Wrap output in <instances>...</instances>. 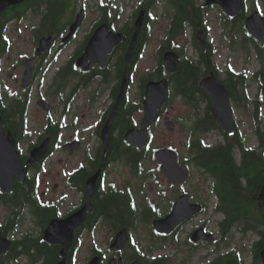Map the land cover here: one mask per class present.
<instances>
[{
	"label": "flooded vegetation",
	"instance_id": "flooded-vegetation-1",
	"mask_svg": "<svg viewBox=\"0 0 264 264\" xmlns=\"http://www.w3.org/2000/svg\"><path fill=\"white\" fill-rule=\"evenodd\" d=\"M156 2L140 1L128 18H124L127 4L121 0H25L0 11V59L9 57L14 48L21 49L19 44L22 42L30 40L32 44L30 53L21 55L19 65L15 66L16 70H21L16 80L21 85L26 71L25 63L27 60L33 61V83L24 90L25 105H21L26 118L29 117L34 88L42 90L46 78H51L44 88V96L35 99L37 104L44 100L49 105V112L45 113L44 132L37 139L28 141L26 153L21 150L20 142L32 135L26 124L23 138H16L6 130L1 113L4 100L0 84L3 128L13 136L26 172L24 181L15 177L11 193L0 190V233L3 239L12 242L10 249L0 255V264H58L63 259V246L46 242L44 232L53 221L66 220L85 208L84 222L74 232L66 264H90L95 259L98 264H190L200 251H203L200 264H217L232 254L243 258L240 252L229 247L228 239L234 240L236 234L244 238L248 232L255 236L250 242L248 264L254 257L258 244L254 246V243L261 240L264 228L256 226V230H249L241 221L231 226L225 225L229 219L223 212L226 208L222 203L224 199L216 191V179L197 165L198 155L195 151L191 152L194 141L188 142V159H181L179 150L174 147L151 151L153 128L163 121H172L167 111L170 94L159 111L157 122L150 128L147 146L140 148L126 139L131 129H142L146 84L150 80L165 78L149 79L159 72V58L158 66L149 70V76L145 78L147 82L142 87L134 74L140 61L133 68L131 63L127 66L125 61L136 31L135 22L141 12H144V23L134 58L138 49L142 55L146 50L152 36L151 22ZM81 15L82 22L75 34L69 37L72 26ZM103 26L108 28L106 35L120 33L125 41L108 56L105 66L95 63L87 69L91 62L79 66L78 59L84 54L88 42ZM188 28L193 34L190 47L197 53L194 59L197 62L205 59L210 66L212 45L204 21L197 29ZM199 33L206 43L205 50L198 45ZM166 34V43L158 50L159 56L161 50L167 48V51L175 50L181 58L185 57L186 48L177 47L174 40L186 32L173 38L169 28ZM44 39H49L50 46L38 56L36 52ZM66 52H70L69 58L60 63L61 56ZM124 80L126 85L119 102ZM133 83L139 87L138 103L132 101ZM170 85L174 86L172 82ZM172 94L176 95L175 92ZM176 97L183 99L181 95ZM195 98L197 124L207 118L211 102L202 99L200 94ZM256 102L251 101L248 110L253 112ZM115 109V117L107 130ZM55 112L59 119L55 117ZM18 113L19 110L15 114L17 118L21 116ZM87 116L83 124L79 123ZM252 121L254 127L253 116ZM235 122L233 134L226 136L218 132L222 140L214 145L202 142V146L208 149L221 146L230 148L240 162L243 151L240 145L230 146L235 137L239 142L243 141L238 130L240 126ZM82 129L86 130L80 131ZM46 140H49L47 154L38 162L28 164L33 148ZM161 149L176 151L179 162L187 164L191 170L188 179L177 185L171 183L155 159V153ZM245 149L255 152L260 151L261 147L259 142L256 148L248 147L245 143ZM261 151L264 155V147ZM149 164L154 166L150 167ZM195 170L199 171L198 176L207 177L210 181L207 194L189 189ZM182 198H186L191 205L201 206L200 212L183 221L171 233L158 232L153 226L154 222L167 218L174 206L182 202ZM210 212L221 216L222 220L212 223ZM124 231L128 238L126 244L122 248H114L117 236ZM196 232L201 233L198 242L193 239ZM208 236H213L214 240L209 242ZM177 254H183V257L179 259Z\"/></svg>",
	"mask_w": 264,
	"mask_h": 264
},
{
	"label": "water",
	"instance_id": "water-1",
	"mask_svg": "<svg viewBox=\"0 0 264 264\" xmlns=\"http://www.w3.org/2000/svg\"><path fill=\"white\" fill-rule=\"evenodd\" d=\"M25 0H0V11L9 5L22 3ZM218 5L223 13L231 19L237 18L244 10V0H206L205 6ZM82 22V15L78 17L74 26H72L70 36H73ZM144 23V12H141L135 22L136 31L132 37L131 44L127 50L125 61L128 66L135 55L138 39L142 32ZM245 28L249 34L257 41L264 43V16L260 11H254L245 19ZM107 26L100 27L87 44L84 54L78 59V65L83 66L87 62H91L87 69L93 64L98 63L105 66L108 56L113 50L125 41V37L120 33L107 34ZM198 45L201 50L206 49V43L201 34H198ZM50 46L49 39H44L40 43L36 54L39 56L46 52ZM180 57L175 51H167L163 55V64L169 74H174L178 70ZM33 61L27 60L25 63L26 71L22 80V88L28 89L33 83L34 70L32 68ZM262 94L264 95V71L261 73ZM169 79L164 78L160 81H149L145 88L144 118L142 120V129H131L126 139L129 143L136 144L140 148H144L149 140V129L156 122L159 110L167 99L169 92ZM126 85L123 82L120 99ZM201 88L209 96L211 101V112L217 122L219 128L225 133L231 134L235 130V124L232 114V108L229 101V91L227 87L220 81L214 71L204 77L200 82ZM38 106L45 112H49V105L39 101ZM118 106V105H117ZM116 109L109 119L108 130L115 117ZM165 126L169 131L175 130L173 122H165ZM106 130V131H107ZM49 140L43 142L40 146L31 151L28 164H34L42 159L48 152ZM76 148V147H73ZM156 160L161 164V170L165 172L174 185L180 184L189 178V169L187 166L180 165L177 153L171 149H162L156 152ZM17 177L20 181H24L26 177L25 169L21 165L20 153L16 149L13 136L7 134L3 128V119L0 115V190L4 193H11L14 188V180ZM260 211L264 215V186L258 197ZM201 210L199 205H191L186 198H182V202L177 203L171 214L164 220L154 222V228L160 233H171L179 224L186 219L195 216ZM87 208L75 213L70 218L63 221H53L44 232V239L50 244H60L63 246L61 251L62 261L58 264H66V257L71 248L74 232L83 224ZM195 242L201 239V233L196 232L193 236ZM127 233H120L114 243V248H122L127 242ZM207 240L212 242L213 236H208ZM12 242L2 238L0 233V255H4L11 247ZM261 260L264 264V249L261 252ZM90 264H98V260H93ZM113 264V263H111ZM139 264V263H135Z\"/></svg>",
	"mask_w": 264,
	"mask_h": 264
},
{
	"label": "rangeland",
	"instance_id": "rangeland-1",
	"mask_svg": "<svg viewBox=\"0 0 264 264\" xmlns=\"http://www.w3.org/2000/svg\"><path fill=\"white\" fill-rule=\"evenodd\" d=\"M126 2V14L124 18H128L135 9V6L142 0H121ZM170 1V2H169ZM198 5H204L205 0H197ZM259 8L261 12L264 13V0H247L246 10L250 14L254 9ZM175 9L171 0H157L156 6L153 10V21L151 22L152 36L149 40L146 50L144 51L142 58L139 63L138 69L135 71V79L138 84L142 83V80L149 76V70L156 69L159 63V48L166 43L167 30L170 28V23L172 20V14ZM223 13L219 6H211L206 8L204 11V21L208 28L209 40L214 49V64L216 70L218 71V76L220 79H225L227 77V71L232 68L234 73L241 74L243 72L247 73L249 92L251 97L255 98L256 94L260 92V85L257 82L256 75H258L264 66L261 64L255 54L249 53L243 48V39L246 38L244 30L240 28V24H225V19L223 18ZM24 37L22 36V39ZM193 39V34L190 28L187 29L186 34L182 37L176 38L174 40L177 47L186 48L187 54L190 57L196 58L197 53L192 50L191 41ZM21 49L14 48L10 53L9 57L0 59V84L2 85V98L5 99L9 96H23L24 90L21 85L17 83V78L19 77L20 68L15 69V66L19 65L21 61V55L29 54L31 51V41L27 40L19 44ZM70 56V52H66L61 56L60 63L65 62ZM51 78H46L43 84V88H34L31 98L33 100L31 107L29 108L28 117V131L32 135L27 137L28 140L20 142L21 150L26 153L29 149L28 141L35 140L37 137L44 132V126L46 123V114L43 112L35 99L38 96L42 97L45 94L44 88L49 85ZM134 84V83H133ZM40 85V84H39ZM41 87V86H40ZM171 89V95L173 91L176 90L175 85ZM132 101L138 103L139 87L134 84L132 87ZM170 104L167 107L168 116L175 122L176 129L175 132H169L164 125V121L156 125L153 128V136L151 143V151L160 149L161 147L169 148L174 147V149L179 150L181 159H188L190 156L187 151L190 149L188 141L198 139L201 136V132L195 131L196 129V118L195 112L190 106L186 104L184 99L177 98L176 95L170 97ZM205 105V104H204ZM231 106L234 112V118L240 126L241 133L243 134L246 144L248 147L256 148L258 146V140L255 137L252 130V116L247 114L241 105L237 104L235 101L231 100ZM78 108V106H75ZM80 113V111H78ZM55 117L59 119L55 112ZM88 119V116L80 121L79 123H84ZM82 129L80 131H84ZM252 131V132H251ZM203 140L207 144H215L222 140L220 133L218 132H207L202 134ZM150 167L154 165L149 164ZM194 174L193 181L191 182L189 189H197L199 193L207 194L211 183L207 177L198 176L197 170ZM212 214V223H218L222 220L221 216L216 215V213L210 212ZM196 223V222H195ZM235 239H228V245L231 249H236L242 254L245 264H248L249 260V250L250 242L255 238L254 234L248 232L244 238H241L240 234H236ZM171 250H173L171 248ZM176 255V253H175ZM203 251L197 253L191 260L190 264H200V257H202ZM178 258L181 259L183 254H177ZM208 260V259H207ZM206 260V261H207ZM247 261V262H246Z\"/></svg>",
	"mask_w": 264,
	"mask_h": 264
},
{
	"label": "trees",
	"instance_id": "trees-1",
	"mask_svg": "<svg viewBox=\"0 0 264 264\" xmlns=\"http://www.w3.org/2000/svg\"><path fill=\"white\" fill-rule=\"evenodd\" d=\"M155 2L157 0H154ZM247 1V0H245ZM175 9L172 14V20L170 25V33L173 38L185 34L187 27L191 26L197 29L199 24L204 21V6L198 5L197 0H171ZM246 5V4H245ZM248 15V11L245 10L235 19H229L223 16L225 24H240V28L244 30L246 38L243 40V48L247 52L257 53L259 61L264 66V45L254 40L246 31L244 21ZM145 48V45L142 49ZM213 49V48H212ZM168 49H162L160 52L161 65L158 69V74H154L149 79H156L159 77H166L167 72L162 64V56ZM137 50L135 58L131 62L133 68L136 63H139L142 55V51ZM214 50L210 52L211 65L208 66L207 61L204 59L201 62H197L193 57L186 55L182 57L178 65L176 73L170 75V81L175 85L176 95H181L185 102L193 109L196 110V96L201 95L202 99L209 100L208 95L200 87V81L210 71H215L218 76V71L214 64ZM139 52V53H138ZM219 77V76H218ZM220 78V77H219ZM248 76L246 73L236 74L234 70L230 68L227 71V77L221 81L229 90L230 99L237 101L241 104V107L254 117V133L260 144L261 150L264 147V122L262 109L264 107V97L261 93L258 94V102H256L255 110L248 111L247 105L248 89L247 82ZM146 79L142 80V87L146 84ZM9 105H5L1 109L2 117L6 122V130L11 132L16 138H23L25 134L24 125L27 123L25 114L21 111V105L24 104L23 98H12ZM5 107V109H4ZM210 104L208 105L207 118L196 124L195 131H212L220 130L213 119L210 112ZM19 110L20 117H16L15 114ZM198 114V112H197ZM17 120H16V119ZM26 126V125H25ZM24 127V128H23ZM23 132V133H22ZM223 133V132H222ZM225 134V133H223ZM227 136V134H225ZM200 136L198 139L193 140L191 146V152L195 151L198 155L197 165L207 173H210L213 178L216 179V191L225 204L224 214L228 216V223L225 225L231 226L234 222L245 223L246 228L249 230H256V226L264 228V215L260 211L258 204V197L264 186V155L262 151H248L245 149V143L239 142L238 137L233 138L230 146L236 147L237 144L241 148V160H236V156L232 153L230 148H224L221 146L216 149H208L202 146L203 140ZM258 243V244H257ZM257 244V249L254 251V257L250 260L249 264H263L261 260V252L264 249V233ZM244 259L240 256L230 255L221 259L217 264H245Z\"/></svg>",
	"mask_w": 264,
	"mask_h": 264
}]
</instances>
